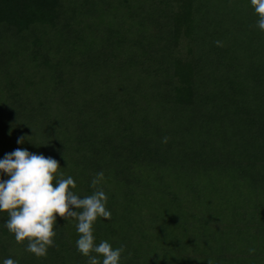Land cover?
<instances>
[{"label": "trees", "instance_id": "16d2710c", "mask_svg": "<svg viewBox=\"0 0 264 264\" xmlns=\"http://www.w3.org/2000/svg\"><path fill=\"white\" fill-rule=\"evenodd\" d=\"M257 19L250 0H0V159L51 156L81 198L102 171L95 243L120 264H264ZM7 218L0 264H87L74 220L38 259Z\"/></svg>", "mask_w": 264, "mask_h": 264}, {"label": "clouds", "instance_id": "9594fccd", "mask_svg": "<svg viewBox=\"0 0 264 264\" xmlns=\"http://www.w3.org/2000/svg\"><path fill=\"white\" fill-rule=\"evenodd\" d=\"M258 17L256 27L264 32V0H250ZM222 46L220 41L215 42ZM24 142V137L17 140ZM167 143V137L163 140ZM59 162L51 156L35 154L17 148L0 159V213H7L5 227L17 244L27 241L26 251L38 259L47 256L50 247H56L57 217L74 220L78 239L77 251L87 257V264H120L125 245L118 248L108 241L95 243L94 225L98 218L111 219L107 210V195L100 187L104 173L98 172L91 181L93 194L81 198L74 193L76 183L71 176L64 178ZM254 253L255 249H250ZM95 254V255H94ZM102 258V259H101ZM3 264H18L6 258ZM210 264V262H209Z\"/></svg>", "mask_w": 264, "mask_h": 264}, {"label": "rangeland", "instance_id": "374dc122", "mask_svg": "<svg viewBox=\"0 0 264 264\" xmlns=\"http://www.w3.org/2000/svg\"><path fill=\"white\" fill-rule=\"evenodd\" d=\"M234 176H235V174L234 173H232L231 174V176L229 177V178H231V179H234ZM261 203H264V198L263 199H261ZM205 213H207V212H205ZM214 213L216 214V215H219V216H222L221 217V219L224 221V223H225V221H228V223H231V222H233L234 220H232L233 219V216L229 213L228 215H226V216H224V212H220V211H214ZM232 220V221H231ZM254 232L256 231V229L255 230H253ZM250 244V242L248 243V241L247 242H245L244 240H243V238H242V240L239 242V246L240 247H242V248H244L245 246H247V245H249ZM203 245V244H202ZM167 248H169L170 249V246L169 245H167L166 246ZM203 247V246H202ZM247 257V256H246ZM191 264V263H190ZM200 264V263H199ZM214 264V263H213ZM241 264H243V263H241ZM244 264H250V263H244Z\"/></svg>", "mask_w": 264, "mask_h": 264}]
</instances>
